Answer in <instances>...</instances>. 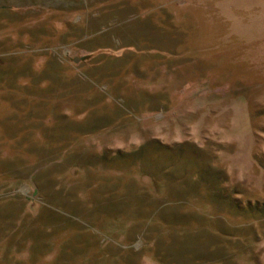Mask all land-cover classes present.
Returning <instances> with one entry per match:
<instances>
[{
  "label": "rangeland",
  "instance_id": "1",
  "mask_svg": "<svg viewBox=\"0 0 264 264\" xmlns=\"http://www.w3.org/2000/svg\"><path fill=\"white\" fill-rule=\"evenodd\" d=\"M0 264H264V0H0Z\"/></svg>",
  "mask_w": 264,
  "mask_h": 264
}]
</instances>
